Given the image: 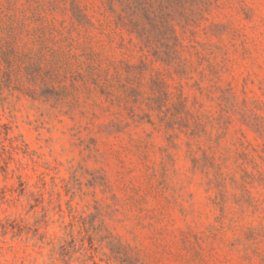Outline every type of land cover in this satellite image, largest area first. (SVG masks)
I'll use <instances>...</instances> for the list:
<instances>
[{"label": "rangeland", "instance_id": "obj_1", "mask_svg": "<svg viewBox=\"0 0 264 264\" xmlns=\"http://www.w3.org/2000/svg\"><path fill=\"white\" fill-rule=\"evenodd\" d=\"M155 9L0 0V264H264V0Z\"/></svg>", "mask_w": 264, "mask_h": 264}, {"label": "trees", "instance_id": "obj_2", "mask_svg": "<svg viewBox=\"0 0 264 264\" xmlns=\"http://www.w3.org/2000/svg\"><path fill=\"white\" fill-rule=\"evenodd\" d=\"M164 3L165 0H106L109 10L114 11L116 6L120 7L119 22L139 36H143L146 31V27L138 21L139 18L143 20L155 13L156 4L159 5L160 10H163Z\"/></svg>", "mask_w": 264, "mask_h": 264}]
</instances>
